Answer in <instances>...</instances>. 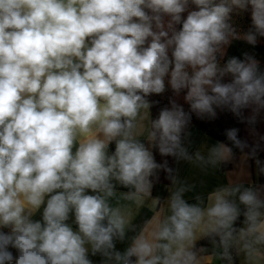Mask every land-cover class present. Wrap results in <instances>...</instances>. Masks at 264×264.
Segmentation results:
<instances>
[{
	"label": "clouds",
	"instance_id": "9594fccd",
	"mask_svg": "<svg viewBox=\"0 0 264 264\" xmlns=\"http://www.w3.org/2000/svg\"><path fill=\"white\" fill-rule=\"evenodd\" d=\"M237 10H250L244 39L255 46L264 0H0V264H93L89 252L116 264H198L202 238L218 239L229 259L234 244L248 260L264 259V187L242 184L217 188L206 204L188 203L180 187L170 214L146 221L123 252L115 247L131 222L119 200L150 196L160 169L177 182L150 147L192 159L183 144L191 117L175 101L145 128L152 95L186 90L201 117L226 109L244 121L250 109V125L264 111L257 60L245 54L221 66L217 57ZM237 133L227 130L228 141L259 166V143L245 153ZM233 156L218 142L206 162ZM117 184L129 191L118 196Z\"/></svg>",
	"mask_w": 264,
	"mask_h": 264
},
{
	"label": "crops",
	"instance_id": "0c3cea01",
	"mask_svg": "<svg viewBox=\"0 0 264 264\" xmlns=\"http://www.w3.org/2000/svg\"><path fill=\"white\" fill-rule=\"evenodd\" d=\"M145 128L150 127V110L149 118L144 121ZM146 131L144 135L140 137L141 141L148 145L146 140ZM218 141L209 137L201 128L197 126H190L183 136V144L187 148L188 154L192 157L191 160L187 159H174L172 175L176 178V183L173 184L171 179L168 183H156L153 184L151 189V195L146 196L140 203H135L129 200H119L121 207L130 216V225L126 230V237L123 241H115V247L117 251L123 252L131 243V238L137 234L140 229L145 225L146 221H149L155 215H168V200L171 192L180 188H186L183 194V198L190 204L197 203V197H201L205 204L207 203V196L219 187L231 186L242 184L244 187L255 186L264 187V183L257 180L252 171V166L249 158L244 159L241 154H234L233 158L228 162L218 163L212 165L207 163L210 149L214 147ZM150 147V146H149ZM153 147H150L152 151ZM115 151V143L109 145V153ZM200 154L204 157V160H197L196 155ZM117 195L120 193H126L129 189L116 185ZM89 194H92L89 192ZM113 205L117 204L116 199H112ZM237 203H239L237 199ZM241 217L239 223L235 227L239 229L244 226V206L240 205ZM43 207L38 211L33 219H41ZM74 217H70L68 221L72 224L73 228H76L74 224ZM203 239V238H202ZM199 239L196 242V253L198 264H217L220 260V245L219 241H213L208 239L199 245L197 243L202 240ZM236 264H264V259H258L256 261H250L246 258L245 253L240 250L239 245L234 244L232 246ZM261 252H264V246H261ZM89 258L93 261V264H116L113 261H105V258L100 254L95 256L89 252Z\"/></svg>",
	"mask_w": 264,
	"mask_h": 264
},
{
	"label": "trees",
	"instance_id": "16d2710c",
	"mask_svg": "<svg viewBox=\"0 0 264 264\" xmlns=\"http://www.w3.org/2000/svg\"><path fill=\"white\" fill-rule=\"evenodd\" d=\"M191 7L194 8L195 6ZM231 23L235 29V34L230 36V43L223 46L221 51L217 54L220 65L223 66L231 57L244 59L245 54H248L257 60L259 70L264 73V37H258L257 44L255 46L248 44L244 39V35L250 30H253L250 10L247 12H239L238 10L234 11ZM228 80H230V77H225V82ZM185 95L186 90H182L179 95H176L170 87H166V91L163 94L152 95L149 98L150 101L154 102L153 106L150 108V121L157 119L160 110L165 107H171L170 102L175 101V103L182 106L183 110L186 113H189L191 117L185 131L190 126H197L212 139L232 147L234 154H241V151L235 148L232 143L228 141L226 131L233 128L238 129V138L242 141H247L250 146L244 150L245 153L250 151L252 145L259 143L256 158L261 161V164L258 166L253 158H249V160L251 162L253 174L259 182L264 183V172L260 171V168L264 167V139H261L264 137V111L259 113L254 125H250L246 119L252 114L250 109L244 110V121L226 109H217L215 117H209L207 115L201 117L191 111L189 103L184 99ZM152 153L156 163L163 164L167 161L168 168L173 170L175 157L162 156L159 153V149L156 147L152 148ZM157 176L158 179L153 178V184L168 183L170 181L169 174L163 169L158 170ZM240 217L236 220L234 227H236L239 223ZM208 239L209 238H203L197 243V245L206 242ZM231 249L233 248L231 247ZM13 252L15 254V250H13Z\"/></svg>",
	"mask_w": 264,
	"mask_h": 264
},
{
	"label": "built area",
	"instance_id": "2783aa9c",
	"mask_svg": "<svg viewBox=\"0 0 264 264\" xmlns=\"http://www.w3.org/2000/svg\"><path fill=\"white\" fill-rule=\"evenodd\" d=\"M220 260L217 264H235L236 263V257L234 250L230 248V259L225 257L224 254V248L220 245Z\"/></svg>",
	"mask_w": 264,
	"mask_h": 264
}]
</instances>
